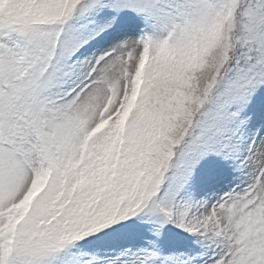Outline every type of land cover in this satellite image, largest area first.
I'll return each mask as SVG.
<instances>
[{
    "label": "snow or ice",
    "instance_id": "6c2138e0",
    "mask_svg": "<svg viewBox=\"0 0 264 264\" xmlns=\"http://www.w3.org/2000/svg\"><path fill=\"white\" fill-rule=\"evenodd\" d=\"M0 264H264V0H0Z\"/></svg>",
    "mask_w": 264,
    "mask_h": 264
}]
</instances>
